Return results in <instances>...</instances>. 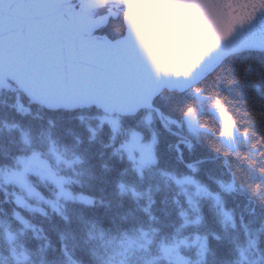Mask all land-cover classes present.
Returning a JSON list of instances; mask_svg holds the SVG:
<instances>
[{
  "label": "snow or ice",
  "instance_id": "6c2138e0",
  "mask_svg": "<svg viewBox=\"0 0 264 264\" xmlns=\"http://www.w3.org/2000/svg\"><path fill=\"white\" fill-rule=\"evenodd\" d=\"M0 264H264V0H0Z\"/></svg>",
  "mask_w": 264,
  "mask_h": 264
},
{
  "label": "trees",
  "instance_id": "16d2710c",
  "mask_svg": "<svg viewBox=\"0 0 264 264\" xmlns=\"http://www.w3.org/2000/svg\"><path fill=\"white\" fill-rule=\"evenodd\" d=\"M204 120L205 122H209L211 126H213L214 128L217 127V125L215 124V121L211 117H205Z\"/></svg>",
  "mask_w": 264,
  "mask_h": 264
}]
</instances>
